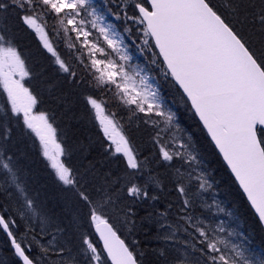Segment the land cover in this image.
<instances>
[{
    "label": "snow or ice",
    "instance_id": "snow-or-ice-1",
    "mask_svg": "<svg viewBox=\"0 0 264 264\" xmlns=\"http://www.w3.org/2000/svg\"><path fill=\"white\" fill-rule=\"evenodd\" d=\"M232 186L264 231V0H0V264H264Z\"/></svg>",
    "mask_w": 264,
    "mask_h": 264
},
{
    "label": "trees",
    "instance_id": "trees-1",
    "mask_svg": "<svg viewBox=\"0 0 264 264\" xmlns=\"http://www.w3.org/2000/svg\"><path fill=\"white\" fill-rule=\"evenodd\" d=\"M21 37L22 43L27 45L29 48H31L33 52H35L36 44L34 38L24 33L21 34ZM33 167L37 171V178L42 180L43 173L45 171L44 162L42 160L34 159ZM217 167L220 166L218 165ZM221 175H224L223 172H221ZM220 194H222V196L226 199L231 208L233 207V204H235L237 209L240 210L242 214L240 222L243 225L244 231L249 236L254 248L264 249V233L261 230L259 224L257 223V220L252 214L251 210L247 206L243 196L239 194V192L235 189V186H232V191L230 194H226L224 192H221ZM241 201H244V203L241 204Z\"/></svg>",
    "mask_w": 264,
    "mask_h": 264
},
{
    "label": "rangeland",
    "instance_id": "rangeland-1",
    "mask_svg": "<svg viewBox=\"0 0 264 264\" xmlns=\"http://www.w3.org/2000/svg\"><path fill=\"white\" fill-rule=\"evenodd\" d=\"M218 198L219 199H221V200H223L224 201V204L222 205L223 207H225L226 209H228V210H232V208L229 206V203L226 201V199L222 196V194H220L219 196H218ZM221 218L222 219H228L227 217H225V216H221ZM240 224H241V222H240ZM241 231H243L245 234H246V232L244 231V229H243V225L241 224V229H240ZM253 246V245H252ZM254 247V246H253Z\"/></svg>",
    "mask_w": 264,
    "mask_h": 264
}]
</instances>
